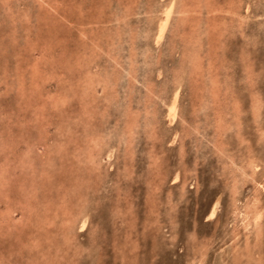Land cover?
<instances>
[{
	"label": "rangeland",
	"instance_id": "obj_1",
	"mask_svg": "<svg viewBox=\"0 0 264 264\" xmlns=\"http://www.w3.org/2000/svg\"><path fill=\"white\" fill-rule=\"evenodd\" d=\"M168 1L0 0V264H264V0Z\"/></svg>",
	"mask_w": 264,
	"mask_h": 264
},
{
	"label": "bare ground",
	"instance_id": "obj_2",
	"mask_svg": "<svg viewBox=\"0 0 264 264\" xmlns=\"http://www.w3.org/2000/svg\"><path fill=\"white\" fill-rule=\"evenodd\" d=\"M165 1V0H164ZM165 3V2H164ZM167 3V2H166ZM175 6V1L174 0H170V1H168V3H167V5L161 10V13L163 14V16L160 18V20H159V23H158V26H157V31L155 32V34H156V38H157V40H159V39H161V37L163 36V33H164V30H165V28H166V25L168 24V21H169V19H170V17H171V13H172V11H173V7ZM161 9V8H160ZM160 11V10H159ZM160 13V12H159ZM157 20V19H156ZM159 42V41H158ZM181 80V79H180ZM90 81V80H89ZM215 88V87H214ZM177 91H178V86H177V88L175 89V92H174V94H173V97H172V99H171V102L169 103V105H168V111H169V117H170V119L172 120L174 117H175V115H176V99H177ZM216 100V99H215ZM213 101V102H216V101ZM254 104V103H253ZM256 104H257V102H256ZM259 105V104H258ZM256 106V105H255ZM219 108V107H218ZM236 108H238V107H236ZM252 109V108H251ZM259 109V108H258ZM239 110V109H238ZM254 110V109H253ZM167 111V112H168ZM217 111V110H216ZM215 111V112H216ZM219 111V110H218ZM217 111V112H218ZM221 111V110H220ZM220 111H219V113H220ZM224 111V110H223ZM260 113V112H259ZM262 113V112H261ZM167 114V113H166ZM221 114H223V113H221ZM232 115V114H231ZM219 116V115H218ZM242 116V115H241ZM253 116H254V114H253ZM220 117V116H219ZM169 119V120H170ZM223 120V119H222ZM220 121V118H219V120H218V122ZM254 121V120H253ZM260 121V120H259ZM255 122V121H254ZM261 122V124H262V121H260ZM218 124V123H217ZM258 125V124H257ZM220 126V125H219ZM223 126V125H222ZM256 126V125H255ZM261 126V125H260ZM217 128H218V125L216 126ZM224 128V127H223ZM220 129V128H219ZM239 129V128H238ZM260 129V128H259ZM216 130V129H215ZM262 130H264V129H262ZM217 131H218V129H217ZM260 131V130H259ZM175 132H177V131H175ZM215 132V131H214ZM228 132V131H227ZM174 133V132H173ZM220 133V132H219ZM222 133V132H221ZM217 135V134H216ZM220 135V134H219ZM176 136H177V134H176ZM175 137V136H174ZM173 137V138H174ZM259 137V136H258ZM220 138V137H219ZM259 139V138H258ZM225 141V140H224ZM224 143V142H223ZM244 152V151H243ZM220 153V152H219ZM225 153V152H224ZM224 156V155H223ZM229 157H230V155H229ZM220 158H221V156H220ZM224 158V157H223ZM248 158H250V157H248ZM260 158H262V157H260ZM222 159V158H221ZM225 159V158H224ZM229 159H232V158H229ZM258 159V158H257ZM237 160V159H236ZM252 160V159H251ZM251 160H249L248 161V163H247V166L248 167H250V168H254L255 167V164H254V162L253 161H251ZM232 161V160H231ZM230 161V162H231ZM239 161V160H238ZM263 161V160H262ZM261 161V162H262ZM87 162V161H86ZM229 162V163H230ZM237 162V161H236ZM240 162V161H239ZM250 162V163H249ZM234 163V162H233ZM232 163V164H233ZM259 162H257V164H258ZM235 164V163H234ZM263 165H264V163H262ZM224 166V165H223ZM228 166V165H227ZM231 166V165H230ZM257 166V165H256ZM229 167V166H228ZM228 167H224L225 169L226 168H228ZM240 167V166H239ZM261 167V166H260ZM260 167H258V168H260ZM242 168V167H241ZM256 168V167H255ZM230 170V169H229ZM234 170V169H233ZM244 170V169H243ZM256 170V169H255ZM249 171V170H248ZM251 171V170H250ZM239 172H241L240 170H239ZM238 173V172H237ZM237 173H235L236 175H238ZM245 173V172H244ZM252 173V172H251ZM231 174H232V172H231ZM241 174V173H240ZM247 175V174H246ZM260 175V174H259ZM239 176V175H238ZM252 176V175H251ZM261 177V176H260ZM259 177V178H260ZM232 178H233V176H232ZM240 178V177H239ZM242 178V177H241ZM250 178H252V177H250ZM249 178V179H250ZM254 178V177H253ZM252 178V179H253ZM242 179H245V178H242ZM248 179V180H249ZM174 180H176V178L174 179ZM239 180V179H238ZM247 180V179H246ZM245 180V181H246ZM259 180V179H258ZM230 181H231V179H230ZM253 181H254V179H253ZM255 181H257V180H255ZM260 181H261V179H260ZM259 181V182H260ZM235 182V181H234ZM247 182V181H246ZM263 182V181H262ZM231 183V182H230ZM233 183V182H232ZM243 183V182H242ZM237 184V183H236ZM240 185H241V181H240V183H239ZM245 184V183H244ZM252 184V183H251ZM253 184H254V182H253ZM231 185V184H230ZM255 185V184H254ZM234 186V185H233ZM244 186V185H243ZM261 186V185H260ZM256 187V186H255ZM263 187V186H262ZM235 188V187H234ZM264 188V187H263ZM241 189V188H240ZM67 190V189H66ZM235 190V189H234ZM254 190H255V188H254ZM253 190V191H254ZM252 191V190H251ZM261 191V190H260ZM264 191V190H263ZM65 192V191H64ZM63 192V193H64ZM241 192H242V190H241ZM250 193V192H249ZM240 194V193H239ZM238 195V194H237ZM79 196V195H78ZM238 196H240V195H238ZM250 196V195H249ZM256 196H257V194H256ZM230 197V196H229ZM239 201V200H238ZM218 209V208H217ZM46 210V209H45ZM215 210H216V205L214 204V206L213 207H211V212H210V215L211 216H213L214 215V213H215ZM238 213H239V211H238ZM238 216V215H237ZM261 217V212H259V211H256V213H255V215H254V218H256V221L257 220H259V218ZM232 219H233V217H232ZM238 220V219H237ZM235 221V220H234ZM239 221V220H238ZM254 221V220H253ZM79 222H80V226H83V225H85V218H80L79 219ZM237 222V221H236ZM250 223V222H249ZM252 223V222H251ZM245 224V223H244ZM238 225V224H237ZM246 225V224H245ZM252 225V224H251ZM259 225V224H258ZM257 226V225H256ZM251 227H253V226H251ZM235 228H237V226L235 227ZM246 228V227H245ZM244 228V229H245ZM249 228V227H248ZM261 228V227H260ZM234 229V228H233ZM242 229H243V227H242ZM250 229V228H249ZM246 230V229H245ZM252 230V229H251ZM257 230V229H256ZM240 231H241V229H240ZM249 231V230H248ZM248 231H246V232H244V233H247ZM256 232V231H255ZM234 233V232H233ZM249 233V232H248ZM252 233H254V231L252 232ZM251 233V234H252ZM247 235V234H246ZM249 235V234H248ZM244 237V236H243ZM250 237V236H249ZM233 238H235V237H233ZM232 238H230L229 240H231ZM251 241V240H250ZM229 242V241H228ZM227 242V243H228ZM255 242V241H254ZM251 243H252V241H251ZM224 245H225V243H224ZM231 245V244H230ZM230 247H233V245L232 246H230ZM230 247H229V249H230ZM254 248V247H253ZM239 249V248H238ZM236 250V249H235ZM235 250H234V252H235ZM240 250V249H239ZM238 250V251H239ZM242 251H243V249H242ZM240 252V251H239ZM239 252H238V254H239ZM231 254V253H230ZM237 254V253H236ZM240 254H241V252H240ZM239 254V255H240ZM254 254V253H253ZM252 253H251V255H253ZM223 255H224V253H223ZM243 255H245V254H243ZM201 256V255H200ZM229 256V255H228ZM248 256H250V254L248 255ZM248 256H247V258H248ZM217 257V256H216ZM227 257V256H226ZM234 257V256H233ZM235 258V257H234ZM246 258V259H247ZM250 258H252V256L250 257ZM254 258V257H253ZM252 258V259H253ZM258 259H259V257H257ZM244 259V258H243ZM235 261V260H234ZM241 261V260H240ZM239 261V262H240ZM227 262V261H226ZM242 262V261H241ZM248 262H249V260H248ZM233 263V262H232ZM244 263V262H243ZM241 264V263H240ZM256 264H257V262H256Z\"/></svg>",
	"mask_w": 264,
	"mask_h": 264
}]
</instances>
